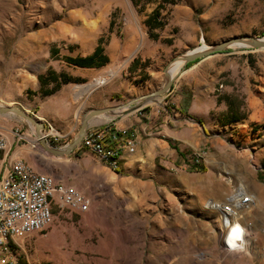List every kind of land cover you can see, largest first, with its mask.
Returning a JSON list of instances; mask_svg holds the SVG:
<instances>
[{
    "label": "rangeland",
    "instance_id": "374dc122",
    "mask_svg": "<svg viewBox=\"0 0 264 264\" xmlns=\"http://www.w3.org/2000/svg\"><path fill=\"white\" fill-rule=\"evenodd\" d=\"M155 10L165 26L152 32L153 40L145 20ZM86 22L95 26L90 30ZM66 26L70 35L62 37ZM243 36L264 38V0H0V106L22 108L43 131L58 134L59 145L69 144L87 111L142 103L137 99L163 85V71L178 54ZM99 38L108 59L103 67L86 70L63 61L88 56ZM199 67L206 75L194 73L192 80H202L198 92L214 104L205 119L206 145L193 152H204L200 171L181 168L193 153L175 166L162 161L156 167L145 154L142 161L120 158L118 172L102 173L93 187V156L77 147L60 163L63 179L49 175L87 196L88 211L54 209L51 225L17 240L13 257L0 264H264V49L233 46ZM49 69L82 82L43 96L37 77ZM187 70L174 80L173 95L189 90L182 84ZM163 99L144 106L159 109L158 115L177 114L180 108ZM234 106H242L240 114ZM131 112L95 117L89 128L102 117ZM16 130L23 140L15 138ZM1 135L10 151L16 143H39L33 125L13 113L0 115ZM81 152L92 162L77 157ZM240 186L241 198L251 202L238 217L243 238L229 250L220 212L207 203H233Z\"/></svg>",
    "mask_w": 264,
    "mask_h": 264
},
{
    "label": "built area",
    "instance_id": "2783aa9c",
    "mask_svg": "<svg viewBox=\"0 0 264 264\" xmlns=\"http://www.w3.org/2000/svg\"><path fill=\"white\" fill-rule=\"evenodd\" d=\"M157 114L160 110L157 109ZM18 140H23L19 131H14ZM43 138L60 148L61 137L54 134L52 129L42 132ZM78 150H82L101 164H107L108 169L116 172L115 158H123L135 151L134 136L126 131L118 132L109 122L101 127H90L81 140ZM10 149L5 137L0 138V153ZM204 152L193 153L187 157L181 168L188 169L202 163ZM59 180L55 177L36 171L29 164L20 159L9 158L0 162V258L2 262L13 257L12 245L19 239L37 233L38 227H49L53 220L54 209H68L71 212L88 211L90 199L83 193L67 190H58ZM232 198V196H229ZM235 202V198H232ZM237 205H246L244 202H235ZM220 212V224L226 228L225 245L231 232V226L236 222L241 230L245 226L233 216L231 211L215 204Z\"/></svg>",
    "mask_w": 264,
    "mask_h": 264
},
{
    "label": "crops",
    "instance_id": "0c3cea01",
    "mask_svg": "<svg viewBox=\"0 0 264 264\" xmlns=\"http://www.w3.org/2000/svg\"><path fill=\"white\" fill-rule=\"evenodd\" d=\"M212 56L200 60L188 68L184 73L186 74L185 78L189 77L187 79L184 78L182 84L184 88L189 87L188 91L183 90L179 94L173 95L174 91L172 90V93L170 92L168 96L163 99L166 105L176 104V107L180 108L181 111L179 110L178 113L172 115V117L166 114L158 115L156 108L147 107L146 105L136 112L127 113L115 120L113 118L102 117L98 121L93 122V127H101L110 122L116 131H126L128 134L131 133L134 136L135 151L133 154L125 155L126 160L133 157L138 161H142L145 154H149L150 161L154 167L157 166V162L161 164L162 161L165 164L175 166L176 161H183L186 152L193 153L206 145L207 129L205 126V119L210 118L211 110L214 109V104L209 101V97L206 94L198 92V85L202 83V80L198 79V76H196L194 81L192 79L194 78V73L198 74L199 78H204L206 75L205 70L201 69L199 66ZM80 69L96 70L99 68ZM68 84L69 83L63 84L61 87ZM190 87L193 88L190 90ZM235 100V98H230V101L236 102ZM156 102L159 104L160 100ZM241 110L242 106H234L233 108V111L239 114ZM181 113L187 116V118L176 117ZM189 121H196L200 126H195ZM12 144H14L13 141ZM65 144L68 143L66 142ZM27 146H29V148H26ZM8 147L10 149L9 145ZM73 152L77 151L74 150ZM9 154L13 159H20L26 164H32L31 166L38 172L54 174V176H57L61 180L63 179L61 175L66 173V170H64L65 168L60 165L64 156H56L49 153L41 143L32 144L28 142L26 145L20 144V146L16 143L10 153H7V151L0 153V162L6 161L9 158ZM73 154L75 153H71L70 157H72ZM77 157L81 160H85L86 163L92 162L91 156L83 152ZM108 171L110 170L106 166L93 157V187L98 184L100 175ZM167 174L177 176L176 173ZM168 177V175H164L165 179L172 180V177Z\"/></svg>",
    "mask_w": 264,
    "mask_h": 264
},
{
    "label": "water",
    "instance_id": "95a60500",
    "mask_svg": "<svg viewBox=\"0 0 264 264\" xmlns=\"http://www.w3.org/2000/svg\"><path fill=\"white\" fill-rule=\"evenodd\" d=\"M233 46L238 47H244V48H252V49H264V41L263 38H255L251 36H243L238 37L234 39H229L226 41H223L218 44H213L210 46H207V49L200 50L199 46L198 48L194 50H190L188 52H184L181 54H178L176 57H174L173 61H171L164 69V83L159 88L155 89L154 91H150L147 94L142 95L138 100H142V103L134 105L130 108L133 102L127 103L124 106L119 107H108L103 109H93L87 111L82 119L80 127L77 131V136L75 139L67 144L64 148H55L51 146L42 136L43 132V124L39 123L32 115H27L25 110L22 108L13 106V107H4L0 106V115L1 114H7V113H13L18 115L19 117H22L26 119L28 122H30L34 127V134L36 139L39 143H41L45 149L56 156H69L80 144L81 140L83 139L87 129L89 128V122L91 119L99 116H103L106 114H117L119 112H131L133 110L139 109L144 106L145 103H151L155 102L157 100L163 99L166 95H168L172 89L174 80L177 78V75L174 77H171L169 74V67L172 63L175 61H181L182 67L180 69V73L184 72L186 70V67L189 63H193L195 61H200L202 59H205L209 56L226 52L228 49H230ZM125 107V111H121V108Z\"/></svg>",
    "mask_w": 264,
    "mask_h": 264
},
{
    "label": "trees",
    "instance_id": "16d2710c",
    "mask_svg": "<svg viewBox=\"0 0 264 264\" xmlns=\"http://www.w3.org/2000/svg\"><path fill=\"white\" fill-rule=\"evenodd\" d=\"M164 2H168V1H164ZM159 11L155 10L152 14H150L146 20H145V25L147 26V28L149 29L150 32V37L153 40L157 39V35H155L154 33H152L154 30H161L164 28L165 23L159 18ZM113 27V22H110V26L109 28L112 29ZM165 42L170 43V40H166ZM52 57H55L57 55V50H53L52 51ZM63 61L65 63H67L68 65L71 66H75V67H79V68H101L103 67L107 62L108 59L106 57V55L104 54V48L102 46V38L98 39V43L97 46L95 47L93 53L89 56L86 57H69L66 56L63 58ZM198 61H195L193 63H189L187 65L186 68L191 67L193 64L197 63ZM138 64V60L134 59L133 62L131 63L130 68L132 69L133 67H135V65ZM38 82L40 84V91L41 94L43 96H49L55 92H57L61 85L63 84H67V83H79L82 82L81 79L78 78H73L69 75H67L66 73L60 72L57 73L52 69H49L46 73V75H39L37 77ZM47 87H49V89H46ZM28 93L30 94L31 92L28 91ZM31 94H35V93H31ZM240 119L235 118L232 121H239ZM262 166L264 168V163H262ZM192 170L194 171H200L201 170V166H194L191 167ZM118 172V171H116Z\"/></svg>",
    "mask_w": 264,
    "mask_h": 264
},
{
    "label": "bare ground",
    "instance_id": "6f19581e",
    "mask_svg": "<svg viewBox=\"0 0 264 264\" xmlns=\"http://www.w3.org/2000/svg\"><path fill=\"white\" fill-rule=\"evenodd\" d=\"M86 28L88 29H92L95 24L93 22L91 23H85L84 24ZM75 31L77 32V35H76V39H80V36L78 35L79 32L75 29ZM70 32H71V28L66 26L62 32H61V36L62 37H65L67 35H70ZM263 41H264V38H263ZM204 49H207L206 46H202L200 47V50H204ZM85 51H88V48H86ZM182 67V62L181 61H175L174 63L171 64V66L169 67V74L171 77H174V76H178L179 73H180V69ZM121 111H125V107H122L121 108ZM255 118V117H254ZM255 119H263L262 116H259V117H256ZM1 138V136H0ZM120 158H115V168L117 167L118 165V161H119ZM105 166H108L107 164H104ZM108 179L111 183L115 184L117 179L114 175L112 174H108ZM58 190H67V191H72V192H77L73 189H67L63 184L61 183H58ZM243 193H245V190L243 187L240 186V188L237 190V194L235 195V202H244L246 201V204L250 203L251 202V197H242ZM231 203L229 205H225V206H222V208H225L227 211H231L232 215L233 216H236V214L238 213V216H237V219L238 217H240L239 215L241 214V212L243 210H246L247 208L243 209L244 208V205H237V203ZM215 204L213 203H210L208 202L207 203V207H209L210 209H215ZM243 209V210H242ZM48 227H38L37 228V233L38 232H42L44 230H46ZM243 238V230H241L239 224L236 222L233 226H231V232H230V235L227 239V243L228 245H226V247L229 249V250H234L236 249L238 246H239V243L241 241V239ZM53 239V238H52Z\"/></svg>",
    "mask_w": 264,
    "mask_h": 264
}]
</instances>
